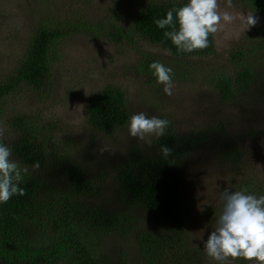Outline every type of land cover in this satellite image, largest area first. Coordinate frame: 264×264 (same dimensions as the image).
I'll use <instances>...</instances> for the list:
<instances>
[{
	"label": "trees",
	"instance_id": "1",
	"mask_svg": "<svg viewBox=\"0 0 264 264\" xmlns=\"http://www.w3.org/2000/svg\"><path fill=\"white\" fill-rule=\"evenodd\" d=\"M186 2L133 0L125 24L115 21L108 28L100 27L114 44L132 45L141 40L174 59V64L167 65L147 54L137 64L147 85L157 92L150 98L157 101L164 96L163 86L157 85L149 64L159 61L171 67L175 75L178 70V80L188 84L200 71L184 59L208 58L215 52L211 34L208 48L178 54L163 35L172 30L171 26L164 30L156 27L155 19L164 18L170 9ZM237 2L260 18V27L254 31L255 36L251 35L247 50L231 52L232 69L211 70L209 82L201 81L213 89L219 103L228 105L249 101V96L264 92L258 80V69L264 70V0ZM65 25L46 22L36 29L17 70L0 84V118L5 116L12 93L23 88L42 91L50 86L52 54L70 34ZM96 32V27L79 24L72 34L97 37ZM258 96L264 99V95ZM129 111L125 93L107 88L87 100L85 118L93 133L112 136L127 126ZM161 116L170 123L165 135L155 139V149L132 147L112 171L95 176L84 171L73 155L74 137L55 134L51 123L37 127L21 115L8 119L6 127L13 140L0 142L12 149V159L28 167V174L21 184L26 195L0 204V264H128L129 243H133L140 264H206L203 245L194 244L190 235L181 166L196 148L216 145L232 123L224 117L181 133L173 118ZM162 145L172 149L167 158L160 153ZM223 147L227 159L239 164L243 153L234 143L223 142ZM36 162L39 168L32 167ZM237 187L264 195L258 179H240Z\"/></svg>",
	"mask_w": 264,
	"mask_h": 264
},
{
	"label": "rangeland",
	"instance_id": "2",
	"mask_svg": "<svg viewBox=\"0 0 264 264\" xmlns=\"http://www.w3.org/2000/svg\"><path fill=\"white\" fill-rule=\"evenodd\" d=\"M130 3L133 0H123L122 4L117 0H0V84L17 70L41 23L53 26L65 23L68 32L70 30L69 36L60 41L57 51L52 54L50 86L42 91L23 88L8 99L5 116L0 118V140L6 143L13 140L6 122L16 115L29 118L37 127L51 123L55 125V134L74 137L73 155L84 171L95 176L106 170L112 171L132 147L155 149L157 139L154 136L144 140L133 138L127 126L112 136L93 133L85 118V105L91 96L107 88L125 93L130 117L140 112L149 117L169 115L181 133L205 127L211 120L230 119L231 128L219 136L216 145L196 148L181 166L190 235L194 244L203 245L216 227V219L222 210L220 193L225 188L240 191L237 185L245 178L258 179L264 186V99L258 96L264 92L249 96L250 100L246 102L221 104L213 89L202 83L209 79L211 70L226 72L232 69L231 52L249 48L251 35L255 36L254 31L260 27V18L255 15L258 23L246 30L242 18L252 13L237 0H230V7L229 0H218L219 11L230 12L234 19L231 23H222L214 33V54L208 58L184 59L187 64L199 68L197 78L188 84L181 82L177 70L173 77V95L163 93L157 101L150 98L157 92L147 85V78L138 72L137 64L147 54L159 57L167 65L174 64V59L141 40L132 45L114 44L100 29L108 28L115 21L125 24ZM111 19H114L113 23ZM79 24L96 27L97 37L72 34ZM258 73L262 87L264 70L259 68ZM228 141L243 153L239 164L225 156L223 142ZM55 174H58L56 170ZM215 208H218L217 212L213 211ZM132 244L127 245L131 251L128 264H140ZM205 255L206 264H217ZM231 264L247 262L235 260Z\"/></svg>",
	"mask_w": 264,
	"mask_h": 264
},
{
	"label": "clouds",
	"instance_id": "3",
	"mask_svg": "<svg viewBox=\"0 0 264 264\" xmlns=\"http://www.w3.org/2000/svg\"><path fill=\"white\" fill-rule=\"evenodd\" d=\"M231 6L229 0V7ZM233 15L219 11L218 0H187L180 8L170 9L164 18L155 19L158 29L166 30L163 35L176 48L177 53L192 54L209 47V36L219 26L233 21ZM242 23L246 30L255 26L258 20L254 14L244 16ZM170 51V49H169ZM157 85L163 86V93L173 95L174 72L171 67L159 61L149 64ZM167 119L147 113L134 114L127 121L131 137L144 140L154 136L162 138L169 126ZM167 145L160 147L164 158L171 155ZM39 162L32 165L39 168ZM28 167L12 159V149L0 142V204L7 203L14 196L26 195L21 187ZM222 210L216 219V227L203 242V251L217 264H231L242 260L247 264H264V195L257 196L246 191H231L225 188L220 193Z\"/></svg>",
	"mask_w": 264,
	"mask_h": 264
}]
</instances>
